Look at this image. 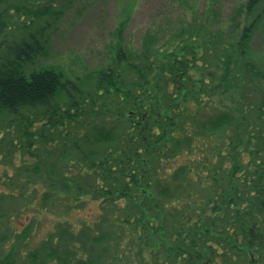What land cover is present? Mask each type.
Segmentation results:
<instances>
[{"label": "trees", "instance_id": "trees-1", "mask_svg": "<svg viewBox=\"0 0 264 264\" xmlns=\"http://www.w3.org/2000/svg\"><path fill=\"white\" fill-rule=\"evenodd\" d=\"M259 15L234 43L214 35L197 53L188 45L203 38L196 26L174 31L177 51L148 41L139 53L118 52L89 89L49 67L26 73L45 50L40 27L0 39V118L30 112V127L39 112L75 120L100 101L106 116L87 121L53 160L32 147L34 136L25 141L46 158L30 170L43 204L54 193L69 209L82 196L100 205L93 221L56 226L28 264H264V63L245 55Z\"/></svg>", "mask_w": 264, "mask_h": 264}, {"label": "rangeland", "instance_id": "rangeland-1", "mask_svg": "<svg viewBox=\"0 0 264 264\" xmlns=\"http://www.w3.org/2000/svg\"><path fill=\"white\" fill-rule=\"evenodd\" d=\"M257 1L254 10L248 12L247 0H0V39L17 40L40 27L47 40L45 50L25 65L26 73L49 67L74 83L83 81L85 89H89L91 79L106 70L118 52L139 53L148 41L160 52L177 51L182 46L179 42L172 44L170 37L174 31H187L191 26L200 27L203 37L188 40L195 53L214 35H219L222 43H234L240 31L261 13L249 35L245 55L262 64L264 1ZM103 103L97 102L93 113L87 109L75 120L63 114L49 117L39 112L32 127L26 124L33 118L30 112L0 118V196L5 198L4 209L0 210V260L12 254L14 264H28L27 255L56 226L69 221L77 228L78 221H93L99 216V201L89 196L80 197L81 205L71 209L63 204L69 203L66 197L56 198L54 193L43 204L45 187L30 170L37 162L39 168L45 163V157L36 158V149L41 150L39 154H53V160L70 143L69 139L82 133L87 121L100 124L106 118ZM57 119L62 120L63 128H52L48 123ZM37 133L45 137L38 138ZM30 135L34 136L31 140L35 150H30L34 154L25 147ZM10 193L14 195L13 203L7 201Z\"/></svg>", "mask_w": 264, "mask_h": 264}]
</instances>
